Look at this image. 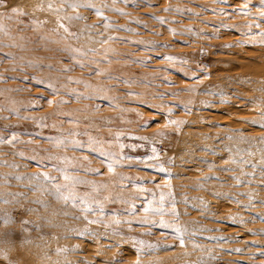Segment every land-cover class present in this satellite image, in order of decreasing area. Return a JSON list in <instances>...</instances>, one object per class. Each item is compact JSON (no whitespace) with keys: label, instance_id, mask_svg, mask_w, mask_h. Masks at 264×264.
I'll return each mask as SVG.
<instances>
[{"label":"rangeland","instance_id":"374dc122","mask_svg":"<svg viewBox=\"0 0 264 264\" xmlns=\"http://www.w3.org/2000/svg\"><path fill=\"white\" fill-rule=\"evenodd\" d=\"M71 2L9 0L28 13L14 19L0 8V136L16 137L0 143V216L12 217L0 221V264H264V127L250 123L264 121L260 0L244 12L246 0ZM54 164L89 182L76 192L96 211L34 190L28 177L61 176ZM170 191L179 215L167 195V214L145 211Z\"/></svg>","mask_w":264,"mask_h":264},{"label":"snow or ice","instance_id":"6c2138e0","mask_svg":"<svg viewBox=\"0 0 264 264\" xmlns=\"http://www.w3.org/2000/svg\"><path fill=\"white\" fill-rule=\"evenodd\" d=\"M122 2L127 3V0H122ZM218 2H226V0H218ZM251 4V0H246V2L243 4V7L240 9V11L244 12V10H246L249 5ZM260 4H261V12H260V16L261 18H264V0H260ZM49 8L52 7L51 4L48 5ZM69 7L71 8H80V7H85V8H89V9H94L96 8V6L90 2H84L81 3L79 2V0H74V2L69 3ZM0 8H4L6 10L7 13H11V15H8L7 18L8 19H14L15 17H27L28 13L24 12L22 10V8L18 5V4H10L9 0H0ZM116 11H121L120 9H116ZM96 14L97 15H103L102 10L100 9H96ZM245 14H249L247 12H245ZM6 13L5 12H0V19H3L5 17ZM67 19H85V17H81L79 15L74 16V17H67ZM60 27L64 28V30L67 32L69 31V29L64 25V24H60ZM234 27V26H233ZM249 28H251V25H248ZM256 27H259V25H256ZM4 25L0 24V31H4ZM70 35L75 36L76 33H70ZM262 36H264V33H261ZM74 51H79V49H75ZM167 59L172 60L174 59L173 57H167ZM77 63H79V61H77ZM82 67L84 65H81ZM70 71V69H68ZM103 74V73H101ZM75 83H82V81H74ZM38 83H43V81H38ZM48 87L52 89L53 94L57 93V89L51 85L48 84ZM194 90V89H193ZM76 99H80V95L77 94L75 91H73V93H71ZM91 98V97H89ZM49 104L55 103L54 101L49 100L48 101ZM59 103H67V101H60ZM156 107H160V106H156ZM169 115H171V109H169ZM262 116H264V113H261ZM170 124H176L177 126L185 123L184 121H176V120H170L169 121ZM250 123L256 125L259 124L261 127H264V121H250ZM54 127V126H53ZM73 135H79V133H72ZM158 135L160 136H164L165 133L161 132L158 133ZM50 142L56 144V145H64L66 146L67 143L64 141L63 139H59V138H48ZM140 139H147L146 137H141ZM16 140L15 136H12L11 139H5L4 137L0 136V143H13ZM96 141L93 138H89V143L87 145V147L90 148L91 151L95 152L96 149L92 148L91 145L92 143H95ZM70 143H72L74 145V147L76 148H83L85 147L84 144H82L80 141H71ZM121 147H123V145H121ZM152 153L153 155L151 157H149V159H158L159 157V153L157 151V149L155 147L152 148ZM101 156L107 157L109 159V162L107 164V168L109 172H114L115 169V164L116 161L114 159V154H109V153H105L103 151H101L99 153ZM22 155V154H21ZM31 159H35V157H32ZM51 159V158H49ZM59 159V158H57ZM84 160L87 161L88 157H84ZM65 162L67 163V160L65 158ZM39 163L44 164V161L41 160L39 161ZM247 163V162H245ZM47 166V165H45ZM53 167H55L56 171L61 173L60 177L57 176H53L48 172H42L39 173L33 177H28V179H35L38 181H41V184H38L34 187V190H41V187L43 186V192L47 193L49 196H51L52 198H54L57 201H63L64 204L66 205H71L73 207H79V206H83L82 207V211H84L85 213H91L93 211H96V209L93 208L92 203L89 201V199L87 198V196H80L77 192H76V187L78 185L81 184H86L89 183L87 181L81 180L79 177L77 176H70L68 174V167L67 166H61L60 164H54ZM75 167V166H73ZM253 167H256V165H253ZM81 171H92V172H99V169H85L82 165L79 166ZM159 171L164 172L166 171V169H164L163 167L159 168ZM102 174V173H101ZM18 179H20V177H17ZM63 179L65 181H70V183H64L61 184L60 183V179ZM237 180H239V177L236 178ZM169 189H171V184H168ZM166 195L168 197H172L171 200V204H172V215H179V213L176 211V201L174 199V194L170 191L169 193L165 194L163 192H161L159 200H160V204H161V208L158 209H151V208H146L145 211H153L159 214H167L166 210L163 208V204L165 202L166 199ZM4 203H10V201L5 200ZM35 203L41 204L43 205L45 208L48 207V205L45 203V201L43 200H37L35 201ZM29 211H33V210H29ZM99 211L103 212V206L101 205L99 207ZM77 219H79V217H77ZM84 219H87V216L85 215ZM0 221L3 222V224H8L10 222H12V217L5 214L4 216H0ZM25 223H30L29 221H25ZM88 223L90 224H98L100 223L99 220H89ZM115 223L119 224L120 221L117 220L115 221ZM141 223H149V221H141ZM151 223H156V222H151ZM160 223V227L162 228H168L171 227L172 225H170L167 222L161 221ZM175 231L177 233H179L180 235L178 236L179 239V243L180 245L184 244V237H183V230L179 227L175 228ZM78 236H87L89 234L91 235H95V233H90L89 231H83V232H77L76 233ZM138 243H143L142 241L138 242ZM149 247H158V245H150ZM165 247H172L170 245H165ZM59 251H67V249H60ZM139 251H143V249H139ZM239 251V250H237ZM83 264H87V262H83ZM137 264H139V262L137 261Z\"/></svg>","mask_w":264,"mask_h":264}]
</instances>
